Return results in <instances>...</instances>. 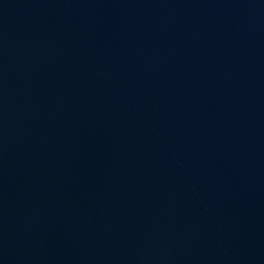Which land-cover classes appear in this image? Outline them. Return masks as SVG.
I'll list each match as a JSON object with an SVG mask.
<instances>
[{"label": "water", "instance_id": "1", "mask_svg": "<svg viewBox=\"0 0 264 264\" xmlns=\"http://www.w3.org/2000/svg\"><path fill=\"white\" fill-rule=\"evenodd\" d=\"M0 264H264V0H0Z\"/></svg>", "mask_w": 264, "mask_h": 264}]
</instances>
